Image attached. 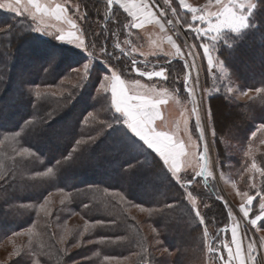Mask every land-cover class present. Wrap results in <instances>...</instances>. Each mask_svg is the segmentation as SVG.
I'll return each instance as SVG.
<instances>
[{
	"label": "trees",
	"instance_id": "1",
	"mask_svg": "<svg viewBox=\"0 0 264 264\" xmlns=\"http://www.w3.org/2000/svg\"><path fill=\"white\" fill-rule=\"evenodd\" d=\"M62 2L73 16L79 33H83L84 42L100 48L102 58L95 59L98 63L117 71L124 80H133L127 73L146 66L126 50L121 52L113 46L115 37L122 38L129 28L130 18L124 11L113 5L109 7L108 0ZM19 21L25 22L24 35L11 36L8 41L0 35V48L7 56L5 69L15 71L18 60L14 54L23 43H31L30 54L24 59L33 61L38 57L45 61L49 58L54 64L41 66L37 75L31 74L25 80L22 104L2 106L0 103V114L7 107L15 113H19L23 105L28 109L20 119L0 123V245L6 239L24 237L20 247L15 245L16 254L6 264H197L201 247L193 239L200 226L195 224L182 193L192 194L194 190L188 188L187 183L186 190L177 188L158 156L134 137L122 121L105 129L98 126L93 133L84 131L82 120L91 111L104 109L109 95L96 91L99 79L93 77V70L76 85L68 83L70 74L85 60L83 54L57 39L40 38L31 23L26 19ZM7 43L11 44L10 50L16 49L14 54L3 49ZM14 44L18 46H12ZM212 50L227 71L224 76L216 72L205 76L209 87L217 88L216 94L208 99L217 158L222 169L226 162L236 169H245L250 136L257 126H264V93L246 102H237L227 93V83L239 92L264 88V0H255L245 29L226 32ZM168 61L163 66L167 81H176L175 88L178 86V91L184 95L183 85L177 82L185 74L183 63L178 59ZM2 66L3 62L0 76L7 74ZM63 79L67 80V85L63 86L67 90L58 97L35 98L25 89L52 87ZM10 83L12 78L0 82V91ZM3 100L10 101L12 96L1 95L0 102ZM75 103L79 104L72 113ZM109 110L111 113V108ZM69 117L73 118L72 127L62 126L65 133H61L56 125ZM20 129H23L22 135H17ZM109 135H121L139 155L121 160L113 170L117 157L108 155L112 151L108 148V144H112ZM55 143L61 144V153L58 155L52 149L46 153L45 145L53 148ZM254 159L262 174L257 189L249 191L264 194V154L259 153ZM49 167L53 168L52 174L40 175ZM141 167L148 176L162 180L161 191L147 194L153 187L148 176L142 183L132 179ZM116 173L125 177L123 183ZM128 181L131 183H126ZM243 183L247 186L248 180L244 179ZM200 185L211 201L202 215L205 230L213 229L212 234L207 231L208 242L214 240L215 243L219 231L229 223V213L210 180H200ZM139 190L143 191L142 195ZM116 193L119 196L114 195ZM57 196L63 198L58 201ZM45 203V209L50 210L48 217L40 210ZM133 207L139 208L142 214ZM153 209L155 211H149ZM75 217L80 223L69 224ZM58 227L66 228V233H58ZM60 238L64 242L60 243ZM153 241H158L159 245L154 246ZM160 249L170 255L158 256L156 251Z\"/></svg>",
	"mask_w": 264,
	"mask_h": 264
},
{
	"label": "rangeland",
	"instance_id": "2",
	"mask_svg": "<svg viewBox=\"0 0 264 264\" xmlns=\"http://www.w3.org/2000/svg\"><path fill=\"white\" fill-rule=\"evenodd\" d=\"M9 1V3H14V0ZM174 1L176 3H174ZM174 1L169 0V3L165 4L164 0H145V2L149 5L150 11L154 14V16L151 18V22H145L142 26L134 28L132 27V24L134 22L139 23V21H134L133 17L129 16L128 14L130 18V24L128 25L129 28L125 30L124 36L122 38L115 37L113 46L116 49V45L119 44V49L122 48L123 50H126L130 56L134 57L135 60H137V62L144 63V65H146L143 67H147L134 68L133 70H131V72L127 73L133 79H125L126 86L131 90L132 94L142 95L145 91H148L150 92L152 98H158L167 101L164 105L160 104L164 116V121L155 124L154 127H156L158 131H168L171 135L174 136V142L184 145V155H182L181 160H179L180 171L179 173H177V175L182 178L181 181L177 183L172 173L167 170V166L164 167L167 170L168 174L174 180L173 182L175 183L177 188L186 190L185 183H187L186 181L188 177H192L193 179V183L190 185L188 184V188H192L194 190L191 194L192 199H189V193H186L184 191H182V193L183 200H186L187 206L190 207L189 210L194 217L193 220L195 224L200 226L196 237L193 239V241L196 242L197 246L201 247L199 255L198 257H196L198 258L197 264H223V261L219 259V257H227V250L226 248H224V245H230L233 250H235V244L232 243V228L235 227L237 230V240L241 241L242 255H246V250L250 242L259 241V238L261 236H264V228L257 230V228L248 224V220L254 219L256 215H260L259 203L262 199H264V194L249 191V189L251 188H253V190L257 189L256 187L258 185V180L262 174L258 164L255 162L254 157L259 153L264 154V126H257L254 133H252V135L250 136V145L245 151V157L248 161V165L246 166V168H243L241 170L236 169L231 163L226 162L223 165V171L222 165L217 158V149L215 147V133L212 127L208 105V99L216 94L215 90H217V88L215 85L213 87H209L205 76H212L213 72L219 73L222 76L227 74V71L217 60L212 48L213 45L218 41V39L226 32L238 31L226 28L216 34L215 40L211 39V35H215V33H212L209 36L201 39L200 36H198L192 29L206 27V25H201L198 21L194 22L192 20V16L194 14L202 15L209 12H216L217 8L215 7L214 2L210 4L209 0H183V3L181 4V0ZM40 2L42 1L40 0ZM139 2L140 0H119V3L113 4V6L120 8L121 4L130 5L132 3ZM225 2H227V0H225ZM240 2L244 3L245 5L252 4L255 6V0H240ZM22 3L26 4V0H22ZM178 8L180 10H178ZM105 9L106 8L103 7V14H105ZM173 9H175V13H173ZM192 9L196 10L195 13L191 11ZM2 13H6V15L8 14V17L2 16ZM1 17L4 19L3 21H1ZM20 19H26L27 23H31L32 29L40 38L43 39H57L54 35H50L44 32L55 33L57 29H61L64 32L71 30L68 19H71L75 23L73 16L69 13L67 14V18L64 20L63 24L59 25L55 23L51 19V17L41 18L37 16V19L33 20L32 17L27 14L23 16L17 15L16 13L10 11L7 7H4L0 8V35L4 36L2 39L8 41V39L11 40V36L16 35L20 37L22 36V34L24 35L25 30L22 28V26L25 22L19 21ZM157 21H159V23H157ZM169 21H171V23H169ZM36 25H38V27H36ZM161 25H163V28H161ZM37 28H39L40 31L35 30ZM14 30L16 31L13 32ZM17 31L18 33H16ZM77 34L79 35L80 33L78 32ZM81 38L83 39V37ZM13 43L15 42L13 41ZM204 44H209L211 47L210 55L213 60V65L211 68H209L208 66V58L203 54L204 50L202 45ZM66 45L81 52L85 59L76 68L79 69V73L75 69L72 72V75L70 74L68 83L76 85L84 75L83 65L91 60L89 72L93 70V77L99 79L96 91H99V86L102 82L106 83L107 86L110 87L111 81L104 82L103 76H111V72L115 70L110 69L104 63L101 64L95 60L96 58H102L100 56L102 53L97 45H95V47H91L90 49V51L93 52V57H91L87 51L72 43ZM10 46L11 44L7 43L6 47L3 48L8 51L9 54L16 51V49L10 50ZM12 46L16 47L18 45L14 44ZM113 46H111V48H113ZM30 47L31 43L20 44L17 47V52L15 54L13 53L17 58L16 61L18 60L17 63L15 62L17 66L15 71H11L10 68H6L7 70L5 69L4 64L7 65L5 62L7 61V56L0 48V63L3 62V70L7 71V74H5L4 72L3 75L0 76V82L5 83L7 78H12V83L8 85L6 84L5 88L0 91V96L11 95L12 100H3L2 102H0L2 106L16 104L17 102L19 103L24 95L22 91V84L25 82V80L30 77L31 74L37 75L41 66H44L45 64L49 65L50 63V65L52 66L54 64V62H51L49 58H47L45 61H41V59L38 57H36L33 61L24 59V56L30 54ZM177 49H179L180 51L178 52ZM193 53H195V55H193ZM177 59L183 63V66L184 62H187V68L184 66V76L177 80V82L183 85V90L186 95H182L178 91V86V89L175 88L176 81L170 83L167 81L165 71L166 68L163 67L168 60V62H171L172 60ZM10 62L12 63V61ZM161 69H163L164 75L160 78L153 77L152 79H148L146 76L139 75V72L141 71L147 73L160 71ZM117 74L119 75L118 72ZM136 80L140 81L139 85L135 83ZM66 81V79H63L52 87H25V89L28 92L30 91L31 95H33L35 98H54L58 97L60 94L67 90V88H63V86L67 85L65 83ZM227 87H230L232 89L231 92L227 91V93L230 94L231 97L234 98L237 102H246L255 97L256 94H258L257 92L252 91H234V88H232L229 83H227ZM37 90H39L40 92L39 96L36 95ZM99 92L109 95V103H105L106 101H104V109H96L94 111H91V115L88 114L85 117V119H87L88 121L87 123H85V119L82 120L84 131L87 130L93 133L95 132L94 129L98 128V126H102L103 129H105V127L108 128L109 125L112 126L116 125L117 123H121L120 121H123L124 119L122 114L115 112L114 108L111 106L110 91L107 93L103 91ZM20 104L22 103L20 102ZM75 104L76 107L71 110L72 113L76 112L79 103ZM109 108H111V113L113 115L110 113ZM5 109H3V111L1 112L2 114H0V123L2 124H4L5 120L8 119L11 121L18 120L22 115H25L28 112L27 107H25L24 105L20 107V114L13 112L10 107H7ZM197 120H199V126H197ZM72 123L73 118L69 117L63 123H57L56 126L59 128V131L61 133H65L63 130H61V127L66 126L69 129L70 127H72ZM56 126L54 127L55 129H57ZM22 132L23 129H20L16 134L22 135ZM66 132H69V130H67ZM110 138L112 144L109 143L108 148L112 151H110L108 155H115L117 157V160L115 161L116 163L112 167L113 170H115L121 160L131 157L134 158L139 155L137 151H132V146L126 144L124 142V137H122L121 135H111ZM82 142L83 141H81V143ZM49 149H52L51 151H54L58 155L62 151L61 144L59 143H55L53 148H50L49 145H45L44 150L46 153L49 151ZM205 149L207 150L205 151ZM253 164L256 165L255 168L252 167ZM199 172L203 173L202 176L196 177L195 174ZM146 173V169L142 168L135 173V176L132 179L134 181H139L142 183V181L148 176V174ZM116 174L118 175L117 178H119L120 182L123 183V179L125 177L123 178L120 173ZM147 179L153 184V187L150 188L152 191L148 192L147 194L155 193L159 190L161 191V189L159 188L163 185L162 180L157 181L150 176H148ZM244 179L248 180L247 186L245 183H243ZM200 180H210V182L214 186V191L217 197L223 202V204L227 208L228 213L231 212V217L229 216L228 225L224 226V228L219 231V238L215 241V243H213L214 240L208 242L209 238L207 235V231L212 234L213 229H210V227H208L207 231H205L204 227V219L202 214L206 208L210 207L211 201L208 199V196L201 188ZM126 183L130 184L131 181H128ZM138 193L142 195L143 191L139 190ZM245 193L253 197V203L251 206L247 205V195H245ZM114 195L119 196L118 193ZM62 198L63 197L57 196L58 201ZM46 204L47 203H45L44 207H41L40 210H42V212H45V215L48 217L50 210L45 209ZM242 204L251 208L249 217L247 218L243 217V213L240 212V207ZM133 209L139 210V208L136 207H133ZM196 211L200 212L199 217L195 215ZM140 212L141 211L139 210V214H142ZM201 220H203V223H201ZM73 223L78 224L80 223V221L75 217L69 221V224ZM259 224L260 222L258 221V225ZM65 230L67 229H60L58 227L57 231L62 235L64 234ZM20 234H22V232ZM13 238L4 240V242L0 245V264H6L9 260H11L16 254L13 251L15 245L19 246L24 241V239H22L24 238L23 236L15 237L14 239ZM62 238L64 237L62 236ZM62 238H60V243H62V240L64 242V239ZM152 244L154 246L159 245V242L153 241ZM171 245L174 246V244ZM164 253L170 255V253L163 249H160L158 252L156 251V254L158 256ZM213 253H215V255ZM254 255L256 256V264H264V247H260L259 245H257V251Z\"/></svg>",
	"mask_w": 264,
	"mask_h": 264
},
{
	"label": "snow or ice",
	"instance_id": "3",
	"mask_svg": "<svg viewBox=\"0 0 264 264\" xmlns=\"http://www.w3.org/2000/svg\"><path fill=\"white\" fill-rule=\"evenodd\" d=\"M214 2L217 11L212 13H206L202 15H193L192 20L198 21L201 25H206V27L194 28L192 29L201 39L211 35V39L215 40L216 34H218L223 29H232L234 31H239L247 27L248 18L254 5H245L241 3L240 0H209V3ZM67 0H65V4ZM119 3V0H108V6ZM165 4L169 3V0H164ZM183 0H181V4ZM129 16L133 17L134 21H139V23H133L132 27L137 28L143 25L145 22H151V18L154 14L150 11L148 3L145 0H140L139 3L121 4L120 5ZM7 7L10 11L16 13L17 15H29L33 20L37 19V16L43 17H54L55 20L61 21L67 18L68 8L64 4H55L53 7L51 4L45 5L40 2V0H27L26 4L22 3V0H14V3L8 5L0 4V8ZM78 10V9H77ZM195 13V9L191 10ZM175 13V9H173ZM71 30L64 32L61 29H57L55 33L44 32L50 35H54L60 41H66L72 43L88 52V54L93 57V52L89 51L90 47H95L94 44H86L81 38L83 33L77 34L80 30L77 28L76 24L68 19ZM159 23V21H157ZM171 23V21H169ZM163 28V25H161ZM40 31L39 28L35 29ZM120 48V45H116ZM203 54L208 58L209 68L213 65V60L211 58L210 52L211 47L209 44L202 45ZM102 51H106L102 49ZM121 52L124 50L121 48ZM179 52L180 50L177 49ZM113 55V54H108ZM195 55V53H193ZM119 59V57H117ZM91 65V60L83 65L84 75L82 79L88 77L89 69ZM133 66H135V61H133ZM79 73V69H76ZM140 76H146L148 79L153 77H163L164 71L161 69L156 72H139ZM103 81H111L110 87L106 83H100L99 91L105 93L110 91L111 94V106L114 108L115 112L122 114L124 117L122 123L126 125V128L130 130L137 138L144 142V144L153 150L155 154L158 155L160 161H162V166H167V170L172 173L175 177L177 183L181 181V177L177 175L180 171L179 158L184 154V145L174 142L173 138L165 132L157 131L154 127V121L159 116L158 105L163 104L165 101L158 98H152L150 92L145 91L144 94H132L131 90L126 86L125 80L121 79V76L117 74L116 71L111 72V76H103ZM135 83L139 85L140 81L136 80ZM228 92L232 89L229 87ZM257 93H264V88H256ZM36 95L39 96L40 92L37 90ZM66 99H70L67 97ZM91 115V113H89ZM85 119V123H87ZM111 126V125H109ZM197 126H199V120H197ZM207 149H205L206 151ZM26 151V150H25ZM253 168L256 167L255 164L252 165ZM53 173V168L49 167L47 172L40 173V175H49ZM202 172L196 173V177L202 176ZM187 184H192V177H188ZM247 195V205L251 206L253 203V197ZM189 199H192L191 193H189ZM171 207V205H168ZM241 205L240 212L243 213V217H249L251 208ZM260 215H256L254 219L248 220V224L260 230L264 228V199L259 203ZM149 211H155L149 210ZM196 216H200V212H195ZM231 217V212H229ZM258 221L260 224L258 225ZM203 223V220H201ZM206 231V230H205ZM232 233V243L235 244V250L230 245L225 244L224 248L227 250V257H219L223 261V264H256V256L254 255L257 251V245L264 247V236L259 238V241H253L248 244L246 255L241 253V241L237 240V230L236 228L231 229ZM215 255V253H213Z\"/></svg>",
	"mask_w": 264,
	"mask_h": 264
},
{
	"label": "crops",
	"instance_id": "4",
	"mask_svg": "<svg viewBox=\"0 0 264 264\" xmlns=\"http://www.w3.org/2000/svg\"><path fill=\"white\" fill-rule=\"evenodd\" d=\"M42 2V4H45V5H48V4H51L53 7L55 6V4H64L61 0H41ZM10 1L9 0H0V4H10L9 3ZM26 2H27V0H26ZM121 8V10L122 11H124V9L122 8V7H120ZM125 12V11H124ZM127 15H128V13L127 12H125ZM68 14V13H67ZM51 19L55 22V23H57V24H59V25H62L63 24V22H64V20L65 19H62L61 21H57V20H55V18L54 17H51ZM151 24V23H150ZM60 41V40H59ZM60 42H62V43H64V44H69V42H66V41H60ZM165 102H167V101H165ZM165 102L163 103V105L165 104ZM158 109H159V116L156 118V120L154 121V125L155 124H157V123H159V122H162V121H164V116H163V112H162V110H161V105H158ZM130 131V130H129ZM158 131V130H157ZM162 132H165V133H167L168 135H170L172 138L174 137L173 135H171L168 131H163V130H161ZM134 137H136L134 134H132ZM137 138V137H136ZM139 141H141L139 138H137ZM173 141H174V138H173ZM143 144H144V142L143 141H141ZM145 145V144H144ZM146 146V145H145ZM147 147V146H146ZM148 148V147H147ZM150 149V148H149ZM151 150V149H150ZM153 153H155L153 150H151ZM157 155V154H156ZM184 155V154H183ZM158 156V155H157ZM181 158H182V156L179 158V160H181Z\"/></svg>",
	"mask_w": 264,
	"mask_h": 264
},
{
	"label": "built area",
	"instance_id": "5",
	"mask_svg": "<svg viewBox=\"0 0 264 264\" xmlns=\"http://www.w3.org/2000/svg\"><path fill=\"white\" fill-rule=\"evenodd\" d=\"M184 66L187 68V62H184ZM204 175H205V173H204ZM205 177V176H204Z\"/></svg>",
	"mask_w": 264,
	"mask_h": 264
},
{
	"label": "water",
	"instance_id": "6",
	"mask_svg": "<svg viewBox=\"0 0 264 264\" xmlns=\"http://www.w3.org/2000/svg\"><path fill=\"white\" fill-rule=\"evenodd\" d=\"M196 123V122H195ZM204 153V152H203Z\"/></svg>",
	"mask_w": 264,
	"mask_h": 264
}]
</instances>
